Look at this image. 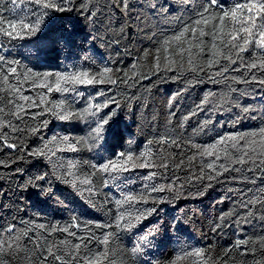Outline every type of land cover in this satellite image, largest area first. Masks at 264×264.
Returning a JSON list of instances; mask_svg holds the SVG:
<instances>
[{"label":"trees","instance_id":"obj_1","mask_svg":"<svg viewBox=\"0 0 264 264\" xmlns=\"http://www.w3.org/2000/svg\"><path fill=\"white\" fill-rule=\"evenodd\" d=\"M249 2L0 0V26L40 24L0 33L2 264H264V13L239 31ZM73 73L93 83L57 91ZM120 153L126 171H100Z\"/></svg>","mask_w":264,"mask_h":264},{"label":"snow or ice","instance_id":"obj_2","mask_svg":"<svg viewBox=\"0 0 264 264\" xmlns=\"http://www.w3.org/2000/svg\"><path fill=\"white\" fill-rule=\"evenodd\" d=\"M63 3H64V0H61V6L60 7H57L56 4L43 3L42 7L45 9L55 8L57 11H64L65 9L63 7ZM208 3L210 5L216 4V3H218V0H208ZM239 8L245 9V12L242 14L243 18L245 20H250L253 22L251 25L244 27V28L240 29L239 31H245L251 35L252 34L251 28L254 26V22L256 19L255 14L256 13H264V0H257V2H249V3H243L240 5H237V9H239ZM253 10H255V13L253 12ZM204 11L207 12V9H205ZM45 15H46V13H45ZM202 15H203V13H202ZM224 15H227V13H224ZM232 15H233V17H235V12H233ZM199 22L200 21H197V24ZM221 23H222V19H221ZM0 24H3V22H0ZM18 25H22L24 29H30V31H28L27 33H24L27 35L35 34V32L39 29V26H40L39 22H37L35 25H29V24L24 23L23 20H19V21L14 20L13 22H11L9 24H4V26H0V33H3L6 36L12 37L13 32L9 31L8 29L9 28L15 29ZM187 31H188V29L185 28L184 32H187ZM257 33L259 36V39H258L259 46L262 49H264V19L261 20V24H260V27L257 29ZM201 34H203V32H201ZM20 35H21L20 33H17V36H20ZM182 35H183V33H181V36ZM237 35H238V33L236 35H232L231 39H237ZM174 39L179 40L180 36H176V37H174ZM248 42L249 41L247 38H245L243 40V44H246ZM233 47H237V46L233 45ZM239 50L240 51L244 50L242 44L239 46ZM260 54L262 56H264V52H261ZM3 60H4V57L0 56V61H3ZM251 66L255 67L256 65L252 64ZM262 67H264V65H262ZM10 71L12 73H15L16 69L10 68ZM47 75H51V74H45V76H47ZM85 77H86V74H83V73H73L71 75H59L55 78V88L57 91L67 92V91H69V89L67 87L62 88L61 87L62 84H64V85H75V84H85V83L91 84V83H93V80L86 79ZM49 90L51 91V89H49ZM17 91H19V89H17ZM22 99L27 101L30 98L29 97H22ZM18 107H22V106H18ZM95 107H97V109L99 108L98 105ZM70 115H71V113H69L68 115H61L60 118L61 119H68ZM110 115H111L110 113H107V114H105V117L102 118V120L100 122V126H98L95 130L97 136H99V134L101 133L103 125L108 124V119L110 118ZM67 139L68 138L65 137L64 142H67ZM8 147H10V148L15 147V145L9 144ZM69 147H72V145H69ZM44 148H47L48 151L44 152L43 149H37L32 154H34V155H49V154L54 155L55 154L54 149L48 148L47 145H45ZM74 150H75V148L73 147V151ZM209 154H211V153H209ZM119 155L124 157V159L122 161H109L108 163L104 164L102 166V168H100V171L107 172V171H109V169L115 171L117 168H119L122 171H126L127 167H128V162L132 161L133 157L131 155L125 156L124 153H120ZM132 166L135 167L134 164ZM165 167H166V165H165ZM69 174H71V173H69ZM154 190L163 191V189H154ZM133 199L134 198L131 196L127 197L128 201H132ZM141 215H143V214H141ZM141 215H137L133 218H129L125 227L131 228L136 221L141 219ZM121 219H123V215L121 216ZM107 226L110 227L111 225H107ZM117 227H120V225L117 224ZM9 231H11V229H9ZM108 235H111V234H106L102 239L99 240V242L106 245L108 242ZM80 239L83 240V237H81ZM145 239H146V237H145ZM0 247H2V245H0ZM75 247L78 249L80 247V245L77 244ZM139 250H140L139 248L135 249V251H139ZM48 251H49V253H51V249H49ZM107 253H108V249L105 248L101 252L96 253L94 255H95V257H101L102 256L104 258H107ZM195 255H201V253H195ZM54 259H60V257L54 256ZM0 264H2V261H0ZM89 264H93V258L92 257L89 258Z\"/></svg>","mask_w":264,"mask_h":264}]
</instances>
